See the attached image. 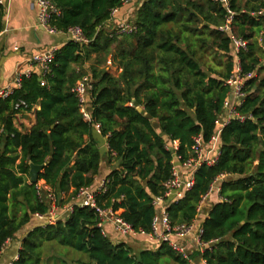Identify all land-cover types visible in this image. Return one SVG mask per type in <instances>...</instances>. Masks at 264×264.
<instances>
[{"label": "trees", "instance_id": "trees-1", "mask_svg": "<svg viewBox=\"0 0 264 264\" xmlns=\"http://www.w3.org/2000/svg\"><path fill=\"white\" fill-rule=\"evenodd\" d=\"M50 2L57 9L51 24L62 31L79 26L88 43L68 40L54 50L45 74L23 75L0 99V250L32 216L49 212L38 180L59 208L94 185L102 161L96 124L114 165L95 203L119 211L136 232L150 233L152 199L163 195L174 156L187 159L194 136L207 142L216 131L237 67L244 97L235 111L244 119L223 126L216 163L200 165L192 187L166 208L172 225L190 224L214 178L226 174L217 198L199 214L200 240L209 244L203 250L183 257L165 241L153 248L113 243L98 226L96 210L74 204L64 217L29 229L11 264H264V0H143L129 21L132 31L113 36L103 24L119 0ZM230 14V31L220 30ZM3 17L0 3V31ZM232 37L245 48L236 51ZM86 71L91 121L82 118L71 92ZM18 99L39 106L25 131L12 121ZM30 162L43 165L35 183ZM58 245L85 256L67 263L52 254Z\"/></svg>", "mask_w": 264, "mask_h": 264}, {"label": "built area", "instance_id": "built-area-1", "mask_svg": "<svg viewBox=\"0 0 264 264\" xmlns=\"http://www.w3.org/2000/svg\"><path fill=\"white\" fill-rule=\"evenodd\" d=\"M120 5L111 8L109 19L106 22L113 20L114 15L118 11L121 5H124L130 1H137L139 4L143 0H119ZM2 0L0 3L2 4ZM35 4L37 6V24L40 25L46 32L48 33H55V32H65L69 35L70 40L79 43V44H86L88 43V39L83 34L81 28L79 26H71L68 27L65 31L59 30L51 24V20L54 14L57 13V9L55 6L50 2V0H35ZM230 12V11H229ZM231 13V12H230ZM232 14V13H231ZM231 14L225 21V23L220 27V30L229 32L231 29L230 22H231ZM133 29L132 24L127 20H119L115 22V26L111 29H108L109 36H113L120 33H129ZM232 42L236 51L240 48H245V41L240 38L232 37ZM55 48L47 49L43 52L36 53L32 55L30 58V62L39 66L41 70V75L45 74L48 70V63L53 57V52ZM110 63V60H108ZM32 71H27L25 73H19L15 76L13 80V85L7 86L5 88L0 89V99L6 98L8 95L11 94L14 88L20 86L21 78L23 75H29ZM244 81V77H242L239 73V67H237V71L232 74L227 83L231 86V91L229 95L226 97L224 101V108L226 110V116L222 121H217V129L211 135L207 142H204L201 135H196L193 137V145H192V155L183 161H179L177 156H174L179 161V165L176 166L174 164V159L172 161L173 167L171 172V177L165 181L164 187L165 191L163 195L154 196L152 199V204L155 208V214L152 218V231L149 233L150 236L155 239L157 242L165 241L169 244V246L175 250L177 253L181 254L183 257H187V253L185 248L182 244L178 243L175 239L183 238L191 234L194 230V221L196 217L190 224H177L172 225L168 218V214L166 211L167 205L173 201L178 200L181 198L185 191L189 190L193 183L194 178L193 174L195 170L202 164L206 165H213L216 163L219 154H220V142H219V135L223 128V126L232 118H237L239 120H243L244 116L239 115L235 111L236 105L240 103V101L244 97V92L242 91V84ZM91 88H92V78L90 72L86 71L83 73L80 78L75 82V84L71 88V92L77 98L79 112L82 115V118L85 121H91V114L89 108V102L91 100ZM13 108L15 109V116L16 113L27 111L33 112L34 106L29 108L28 104L23 99H18ZM95 127L98 129V125L96 124ZM2 127L0 128V132ZM177 141L173 142V146L176 147ZM226 178V174H220L214 178L212 183L210 184L207 192L201 197L199 204L196 207V211L198 215L202 211L205 201L210 197L212 193H218L220 188V183ZM105 177L98 181L97 185L94 187H85L80 188L73 198V200L69 203V205L63 206L65 208V212H69L74 204L83 206L87 205L91 208H94L99 216V223L98 226L103 230V224L105 222H110L113 224L116 231L120 234H132L135 235L136 232L131 225L126 222L119 214V211L113 210L111 208H100L95 203V195L99 193L105 184ZM44 184V183H43ZM46 187L47 197L50 199V209L47 214H38L36 213L35 216L39 218H43L46 220V223H51L58 218L59 209L58 206L55 205V198L51 193L48 186L45 184L43 185ZM38 190H42L43 188L37 183ZM105 234V233H104ZM201 234V227L197 228L196 231V242L199 250H203L209 244L205 242H201L200 240ZM202 264H206L203 259H201Z\"/></svg>", "mask_w": 264, "mask_h": 264}, {"label": "crops", "instance_id": "crops-1", "mask_svg": "<svg viewBox=\"0 0 264 264\" xmlns=\"http://www.w3.org/2000/svg\"><path fill=\"white\" fill-rule=\"evenodd\" d=\"M4 6L3 28L0 31V89L13 85L15 76L19 73L27 71H35L41 75L39 66L30 62L32 55L43 52L50 48H58L59 46L70 40L69 35L65 32L48 33L40 25L37 24V6L35 0H2ZM137 1H130L121 5L114 15L113 20L105 22L103 27L111 29L115 26V22L119 20L130 21L137 8L139 7ZM38 105H34V109H38ZM225 110V109H224ZM34 112V111H33ZM22 111L15 113L12 117L13 125L20 131L27 130L34 123V113ZM226 116V110L224 117ZM1 128V126H0ZM96 136L99 140L100 150L102 153V161L100 162L99 173L95 177L94 186L98 181L106 177V175L113 168L114 163H108L106 160L107 143L106 138L99 135L96 128ZM174 164L179 165V161L174 158ZM37 183L46 190L43 186L44 181L38 180ZM213 194V193H212ZM212 200L217 197L214 195ZM69 205V204H68ZM205 206V205H204ZM65 207V206H64ZM62 214L65 215V208L61 209ZM64 215V216H65ZM59 217L61 215L58 214ZM63 216V217H64ZM199 215L194 221V230L188 236L175 239L182 244L186 250L199 249L196 242L197 228L201 227V218ZM46 223V220L37 216H32L30 221L20 229L12 238L7 239L0 250V264H11L18 257V251L21 246V241L27 231L37 225ZM105 235L113 243L121 241L129 243L134 247L153 248L159 242L153 239L149 233L120 234L110 222L103 224ZM200 264L202 261L200 260Z\"/></svg>", "mask_w": 264, "mask_h": 264}, {"label": "rangeland", "instance_id": "rangeland-1", "mask_svg": "<svg viewBox=\"0 0 264 264\" xmlns=\"http://www.w3.org/2000/svg\"><path fill=\"white\" fill-rule=\"evenodd\" d=\"M209 60H212L213 63H214V60L212 58H210ZM106 65L109 66L108 70H109L110 73H112L113 75H117L118 74L119 69H117L116 65H112L111 63H109V61L106 62ZM222 117H224V116H222ZM219 121H222V118H220ZM171 146H173V144H171ZM212 195L217 197L216 193H213ZM212 197L213 196L209 197L205 201V206H204L205 209H208L209 206L212 204V201H213ZM61 209L62 208H59L57 210V212H58L59 215L64 216L65 213L62 214ZM49 244H50L49 242L45 243V245H48V246H49ZM51 248H53V249H51L52 250L51 252H52L53 255L64 259L67 263H71V260H70L71 258L75 259V257L85 256L84 253L76 251V250H74L72 248H69L67 246L58 245V246H53ZM185 251H186L187 254H190L192 252L191 250H186V249H185ZM58 264H61V263L59 262Z\"/></svg>", "mask_w": 264, "mask_h": 264}, {"label": "water", "instance_id": "water-1", "mask_svg": "<svg viewBox=\"0 0 264 264\" xmlns=\"http://www.w3.org/2000/svg\"><path fill=\"white\" fill-rule=\"evenodd\" d=\"M137 110L140 111L141 107L137 106ZM145 115L148 119H152L151 115L149 114H145ZM152 125L155 128L158 127V123L155 120L152 121ZM29 165H30L29 180L31 183H35L37 181L38 172L42 169L43 165H37L31 162L29 163Z\"/></svg>", "mask_w": 264, "mask_h": 264}]
</instances>
